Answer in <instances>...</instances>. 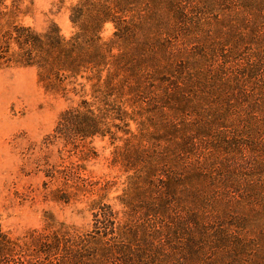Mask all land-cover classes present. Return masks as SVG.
I'll list each match as a JSON object with an SVG mask.
<instances>
[{"label":"trees","instance_id":"1","mask_svg":"<svg viewBox=\"0 0 264 264\" xmlns=\"http://www.w3.org/2000/svg\"><path fill=\"white\" fill-rule=\"evenodd\" d=\"M70 20V37L11 22L0 67L81 94L57 137L122 141L140 177L125 219L98 204L91 231L47 215L14 238L0 217V264H264V0H77Z\"/></svg>","mask_w":264,"mask_h":264},{"label":"rangeland","instance_id":"2","mask_svg":"<svg viewBox=\"0 0 264 264\" xmlns=\"http://www.w3.org/2000/svg\"><path fill=\"white\" fill-rule=\"evenodd\" d=\"M76 2L0 0V36L11 22L37 31L55 22L70 37L75 31L70 10ZM212 12V22L218 16L231 20L226 8L216 6ZM113 32L114 26L106 24L104 40ZM80 95L45 89L36 67H0V217L3 230L14 238L44 229L47 215L78 231H91L98 204L111 205L119 220L125 219L120 196L139 179L140 168L123 161L124 150H117L123 142L105 136L79 146L80 140L56 135L60 114L75 107ZM131 129L138 131V125L132 122Z\"/></svg>","mask_w":264,"mask_h":264}]
</instances>
